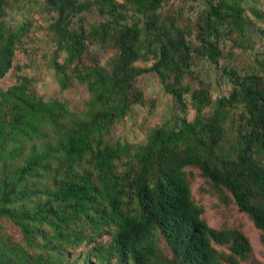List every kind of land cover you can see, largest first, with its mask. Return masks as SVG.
<instances>
[{
    "label": "trees",
    "instance_id": "obj_1",
    "mask_svg": "<svg viewBox=\"0 0 264 264\" xmlns=\"http://www.w3.org/2000/svg\"><path fill=\"white\" fill-rule=\"evenodd\" d=\"M42 13L60 89L77 81L89 100L71 111L24 73L0 86V264H264V0H0V79ZM147 73L182 114L137 146L110 140L154 104ZM196 178L250 219L261 257L240 223L209 224Z\"/></svg>",
    "mask_w": 264,
    "mask_h": 264
},
{
    "label": "rangeland",
    "instance_id": "obj_2",
    "mask_svg": "<svg viewBox=\"0 0 264 264\" xmlns=\"http://www.w3.org/2000/svg\"><path fill=\"white\" fill-rule=\"evenodd\" d=\"M196 4L199 5V2ZM28 15L27 10L12 11L8 20L15 23L17 20L29 18ZM50 17L47 13L35 14L36 24L32 28L33 32L30 35L28 34L24 40L27 52L21 49L16 51L13 60L14 66L0 79V86L2 89L8 88L18 81L17 75L19 73H24L33 77L35 87L43 95L44 99L57 98L63 101L69 110L81 111L86 107V102L89 100L85 85L74 81L68 88L61 90L53 68L46 61V55L51 54L54 48L51 35L46 29ZM36 25H40L43 28H38L37 30ZM255 47H261V40H258V38H256ZM93 49L98 53L100 61L104 62L108 53L98 47ZM60 59L61 57L58 58V60ZM150 63L151 60L139 62L141 65H149ZM17 65L21 68L20 70L16 68ZM194 68L205 76L209 75L212 83H217L216 79L219 78L220 72L215 66L201 61ZM222 84V87L225 86V83ZM139 85L145 96L150 100L152 99L154 104L134 105L124 119L110 125L105 131V136L110 140L137 146L145 140L149 127L165 121H172L175 115L182 114L173 97L163 89L159 78L155 74L147 73L140 76ZM216 87H218V84ZM192 115L193 110L189 109L188 117L191 118ZM200 185V179L196 178L193 184V192L195 198L205 205L206 218L209 224L217 226L223 222H228L229 224L240 223L251 241L254 254L257 257H261L262 245L259 241V232L250 219L240 214L232 206H219L217 198L213 194L199 190Z\"/></svg>",
    "mask_w": 264,
    "mask_h": 264
}]
</instances>
